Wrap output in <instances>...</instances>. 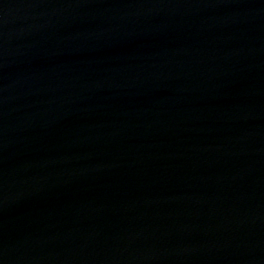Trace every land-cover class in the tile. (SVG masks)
I'll return each instance as SVG.
<instances>
[{
    "label": "water",
    "instance_id": "1",
    "mask_svg": "<svg viewBox=\"0 0 264 264\" xmlns=\"http://www.w3.org/2000/svg\"><path fill=\"white\" fill-rule=\"evenodd\" d=\"M0 264H264V0H0Z\"/></svg>",
    "mask_w": 264,
    "mask_h": 264
}]
</instances>
